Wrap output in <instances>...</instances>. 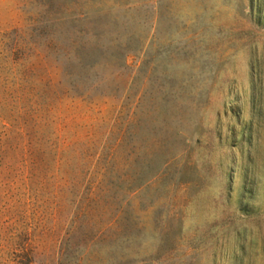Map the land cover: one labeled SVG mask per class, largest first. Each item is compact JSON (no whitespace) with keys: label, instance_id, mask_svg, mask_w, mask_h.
I'll list each match as a JSON object with an SVG mask.
<instances>
[{"label":"rangeland","instance_id":"374dc122","mask_svg":"<svg viewBox=\"0 0 264 264\" xmlns=\"http://www.w3.org/2000/svg\"><path fill=\"white\" fill-rule=\"evenodd\" d=\"M44 1L0 0V76L16 27ZM54 2L71 8L69 22L84 14L63 27L62 46L75 40L100 62L73 66L79 93L107 101L111 120L121 107L137 120L114 158L116 131L101 124L108 146L93 148L92 169L69 168L81 184L107 162L93 215L118 225L91 264H264V0ZM82 192L55 212L40 185L0 176V264H57L60 249L63 263L84 257L85 218L68 232Z\"/></svg>","mask_w":264,"mask_h":264},{"label":"trees","instance_id":"16d2710c","mask_svg":"<svg viewBox=\"0 0 264 264\" xmlns=\"http://www.w3.org/2000/svg\"><path fill=\"white\" fill-rule=\"evenodd\" d=\"M54 1L40 3L36 15L24 20L22 28L16 27L9 49L10 76H0V176L16 173L40 185L55 212L65 194L83 190L78 204L71 202L73 227L68 232L73 233L77 228L75 221L84 217L86 227L94 235L85 245L84 257L69 264H91V248L118 225L117 221L99 225L93 215V204L105 183L107 162L102 164L97 181L88 177L81 184L78 173L69 168L71 162L81 159L87 169H92L93 148L103 144L105 150L108 146L104 136L98 140L101 124L111 134L116 131L112 153L109 151L105 161L114 158V151L125 140L126 126L137 120L135 115L130 120L120 118L122 107L111 120L107 101L94 99L91 91L79 93L80 76L73 66L84 70L100 62L85 60L81 54L84 47L75 40L62 46L63 27L82 22L80 16L84 14L69 22L65 14L71 8L57 7ZM75 33L87 35L81 30ZM88 35L98 38L94 30ZM5 39L9 37L2 41ZM59 253L57 264H66L62 249Z\"/></svg>","mask_w":264,"mask_h":264}]
</instances>
